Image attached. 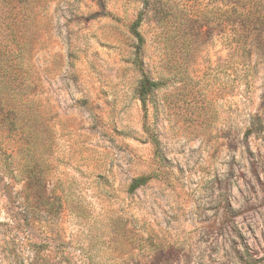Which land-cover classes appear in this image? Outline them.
Returning a JSON list of instances; mask_svg holds the SVG:
<instances>
[{
    "label": "rangeland",
    "instance_id": "obj_1",
    "mask_svg": "<svg viewBox=\"0 0 264 264\" xmlns=\"http://www.w3.org/2000/svg\"><path fill=\"white\" fill-rule=\"evenodd\" d=\"M40 23L41 138L17 160L46 200L24 225L32 181L1 191L0 264H264V0H48ZM137 58L167 79L147 106Z\"/></svg>",
    "mask_w": 264,
    "mask_h": 264
},
{
    "label": "trees",
    "instance_id": "obj_2",
    "mask_svg": "<svg viewBox=\"0 0 264 264\" xmlns=\"http://www.w3.org/2000/svg\"><path fill=\"white\" fill-rule=\"evenodd\" d=\"M48 0H0V181L8 178L6 187L0 190L6 192L10 184L20 181V176L29 178L25 186V198L14 218L19 216L24 225L35 219L40 210L34 202H45L43 174L37 163L26 168L19 167L17 155L23 150L30 149L31 144H36L40 139V121L37 117L41 102L35 96L37 85L40 83L39 75L34 67L31 55V43L33 37L38 34L40 13ZM251 3L252 0H249ZM250 7L238 9L236 7L226 10L227 21L236 18L245 23H252L255 20L254 4ZM143 20V13L131 25V32L138 40V53L141 56V47L144 44V37L139 30ZM247 35L243 37L238 32L228 36L227 42L230 47L242 49V53L251 56V49L246 41ZM140 58V57H138ZM137 58V59H138ZM142 70V78L137 87L139 99L144 106H147L151 95L159 88L167 85V79L162 74L153 78L151 70L141 59L137 60ZM42 129V128H41ZM43 130V129H42ZM21 144L18 146L17 144ZM33 181H38L40 186L30 187ZM146 182V177H137L131 183V189L135 190ZM5 190V191H4ZM7 199L11 194L4 193ZM32 201V202H33ZM44 203L43 205H45ZM16 211L12 209V212Z\"/></svg>",
    "mask_w": 264,
    "mask_h": 264
}]
</instances>
